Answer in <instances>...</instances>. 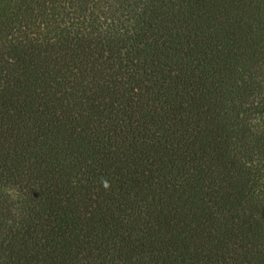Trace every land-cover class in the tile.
<instances>
[{"label":"trees","instance_id":"trees-1","mask_svg":"<svg viewBox=\"0 0 264 264\" xmlns=\"http://www.w3.org/2000/svg\"><path fill=\"white\" fill-rule=\"evenodd\" d=\"M0 264H264V0H0Z\"/></svg>","mask_w":264,"mask_h":264}]
</instances>
